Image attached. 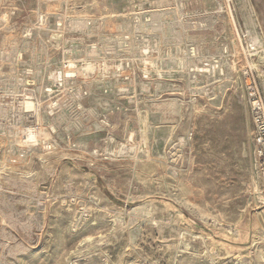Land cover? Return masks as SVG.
<instances>
[{
    "label": "rangeland",
    "instance_id": "obj_1",
    "mask_svg": "<svg viewBox=\"0 0 264 264\" xmlns=\"http://www.w3.org/2000/svg\"><path fill=\"white\" fill-rule=\"evenodd\" d=\"M263 12L0 0V264H264Z\"/></svg>",
    "mask_w": 264,
    "mask_h": 264
},
{
    "label": "built area",
    "instance_id": "obj_2",
    "mask_svg": "<svg viewBox=\"0 0 264 264\" xmlns=\"http://www.w3.org/2000/svg\"><path fill=\"white\" fill-rule=\"evenodd\" d=\"M64 62L56 71L58 80L55 84V89H60L63 86L64 78H66V73L64 70L66 68H76V63H65ZM27 74H30L27 72ZM52 91L51 89H49ZM246 90L248 95V103L250 108V113L254 123V140H255V167L261 174L264 181V94L260 88L257 77L251 73L247 74ZM85 93V92H84ZM57 102L53 104V107H57ZM33 131L26 137V141L32 142L34 138ZM46 148L50 150L52 145L50 142L46 143Z\"/></svg>",
    "mask_w": 264,
    "mask_h": 264
},
{
    "label": "bare ground",
    "instance_id": "obj_3",
    "mask_svg": "<svg viewBox=\"0 0 264 264\" xmlns=\"http://www.w3.org/2000/svg\"><path fill=\"white\" fill-rule=\"evenodd\" d=\"M243 1V0H242ZM241 2V1H240ZM255 15H256V12H255ZM258 20H251L249 21L248 23L252 26V30H251V35H252V38L254 40V44L255 46H257L259 49H261L263 52H264V37L262 36V34L260 32H257L255 31V28L256 26L260 25V23H257ZM261 52V51H260ZM264 71V70H263ZM23 103V102H22ZM32 103L34 104V102H31V101H27L26 104H25V107L26 105L28 107L32 106ZM34 107V106H33ZM33 109V108H32ZM31 109V110H32ZM26 110H27V107H26ZM31 110H28V111H31Z\"/></svg>",
    "mask_w": 264,
    "mask_h": 264
},
{
    "label": "crops",
    "instance_id": "obj_4",
    "mask_svg": "<svg viewBox=\"0 0 264 264\" xmlns=\"http://www.w3.org/2000/svg\"><path fill=\"white\" fill-rule=\"evenodd\" d=\"M250 4H251V2H250ZM242 6V5H241ZM247 11V10H246ZM251 11H252V13H254L253 12V7H252V5H251ZM255 12H256V10H255ZM248 14V13H247ZM262 15H264V12L262 13ZM257 19L259 20V17L257 16ZM260 21V20H259ZM246 22H247V24H248V21H247V19H246Z\"/></svg>",
    "mask_w": 264,
    "mask_h": 264
}]
</instances>
